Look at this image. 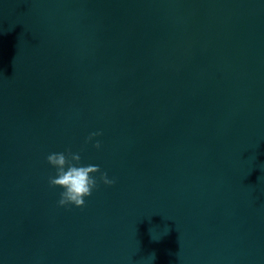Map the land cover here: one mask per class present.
<instances>
[{"label":"water","instance_id":"obj_1","mask_svg":"<svg viewBox=\"0 0 264 264\" xmlns=\"http://www.w3.org/2000/svg\"><path fill=\"white\" fill-rule=\"evenodd\" d=\"M0 264H264V0H0Z\"/></svg>","mask_w":264,"mask_h":264},{"label":"clouds","instance_id":"obj_2","mask_svg":"<svg viewBox=\"0 0 264 264\" xmlns=\"http://www.w3.org/2000/svg\"><path fill=\"white\" fill-rule=\"evenodd\" d=\"M100 135H102L101 132L90 134L87 143H91ZM94 147L99 150L101 144L97 141ZM47 161L56 169V175L49 178L50 186L63 189L58 202L60 207L69 205L77 208L85 207V198L90 197L98 186L97 174H99V181H102L104 185L115 184V180L109 179L106 172L102 173L98 165L81 164L80 154L73 153L71 150H68L67 154L64 152L50 153Z\"/></svg>","mask_w":264,"mask_h":264}]
</instances>
